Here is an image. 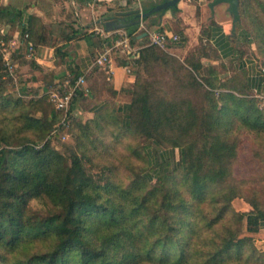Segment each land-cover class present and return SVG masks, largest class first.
<instances>
[{
    "label": "trees",
    "instance_id": "obj_1",
    "mask_svg": "<svg viewBox=\"0 0 264 264\" xmlns=\"http://www.w3.org/2000/svg\"><path fill=\"white\" fill-rule=\"evenodd\" d=\"M155 6L144 10V13ZM249 6L252 4L240 0L239 21L247 16L257 22L255 40L258 43L260 39L261 43L257 46L264 56V9L256 8L253 11L254 6L250 9ZM167 10L177 11L178 4L152 15ZM130 11L125 10L120 17H111L104 26L108 30L124 28L131 36L132 45L141 43L135 52L123 48L114 52L118 64L130 67L136 74L135 87H138L143 66L151 71L168 60L160 47L149 45L146 37L139 38L144 32L139 31L141 21L150 19L147 26L145 24L149 28L156 23V18H151L152 15L142 18L139 12L128 13ZM161 29L167 30L164 27ZM25 33L23 29L21 34ZM175 33L180 34L178 31ZM182 39L185 40L184 35ZM0 69V76H5L7 71L1 53ZM193 71V85L207 89L212 95H215V81L224 82L218 92L223 107L216 116L217 123L225 122L226 126L231 124L236 127V122L240 121L248 128L258 129L259 135L264 134V110L259 109L256 99L245 97L248 95L245 90L251 91V85L244 74L237 73V77L231 76L223 81L218 69L213 65L205 67L202 60ZM79 75L80 72H77L73 76L76 78ZM101 76L106 83L104 73L101 72ZM87 80L91 94L93 85L89 77ZM239 82H243L242 86H235ZM143 87L144 92H137L138 95L126 104L122 119L125 129H129L134 120L139 121L138 127L150 140V144L143 146L147 162L142 168L141 179L151 182L155 177H174L169 173L184 172V181L191 179L187 193L174 183L175 186L166 191L158 206L150 213L147 211L154 196L146 195L143 200L135 197L131 205L122 204L117 201L118 197L113 195V191L130 193L131 189H123L117 182L107 179L105 167L90 164L79 153H72L68 158L53 148L51 137H48L53 123L29 114L21 115L17 120L23 121V129H40L45 141L39 146L25 144L17 150H0V261L6 258L1 256V249L5 248L21 255L13 258L10 264H226L228 257H232L234 264H257L258 261L242 253L247 245L253 244V240L264 238V210L258 207L257 202L247 200L233 190L232 194L222 199L221 207L214 208L215 221L220 222L225 213H236L237 209L247 208L248 227L240 231L229 229V235L221 241V245L215 251H208V239L202 237L201 226L196 219L202 209H196L207 199L213 202H219L217 198L221 200V197H215L218 192L208 193L210 184L217 177L201 168H192L190 145L185 146L176 140L168 145L161 139L167 127L179 126L187 133L199 122L203 125L208 123V116L198 112L190 103H186L189 105L186 110L182 109L183 106L164 100L155 107L152 102V83L146 82ZM86 97L83 92H79L72 100L69 109L72 116L80 104L86 101ZM48 98L46 93L39 101ZM2 99L7 105L14 104L8 98ZM17 104L26 105L22 99ZM61 113L63 111H57L53 121L59 120ZM112 114L118 113L104 109L88 122L106 121ZM88 122L85 124L88 125ZM3 142L9 143L8 138L3 136L0 146ZM160 146L164 151L159 157L157 153L155 155L154 148ZM173 150L179 152L176 166L164 167L163 162ZM151 169L154 170L150 172ZM33 199L47 201L45 203L50 206L46 210H35L31 206ZM214 242L217 244V241ZM32 248L34 250L29 252Z\"/></svg>",
    "mask_w": 264,
    "mask_h": 264
},
{
    "label": "rangeland",
    "instance_id": "obj_2",
    "mask_svg": "<svg viewBox=\"0 0 264 264\" xmlns=\"http://www.w3.org/2000/svg\"><path fill=\"white\" fill-rule=\"evenodd\" d=\"M245 2L246 4H252L251 7L254 6L253 11L256 8L264 9V0H245ZM251 7L249 6V9ZM145 8L144 6L140 11L143 12ZM107 20L110 21V18ZM244 24L247 26L241 30V34H244L245 38L244 43L249 45L252 43L260 44V39L258 43L255 40L258 30L257 22L244 16V20L239 21L237 25L240 27ZM48 31L46 27L39 26L34 34H31L33 38L30 36L29 42L35 47L34 54L41 50L43 44H52L51 46H54L55 51L61 53L60 48L62 46H59V43L61 40H66L68 34L62 33L56 38L51 34L52 38L48 40ZM178 32L183 36L179 30ZM7 36L11 38L13 34L10 32V34L7 33ZM34 37L36 40H34ZM250 47L244 48V52L249 51ZM19 49L23 51V55L19 54L18 56V50H16L15 53L17 54L14 56V59L18 61L16 78H12L6 73L5 76H0V139L5 136L9 140V143L3 142L1 144L0 150L2 148L17 150L25 144L39 146L45 141L42 139L44 133L40 129L34 127L24 130L22 127L23 121L17 120V117L20 118L21 115L29 114L53 123V129L48 135V137H51L53 148L59 150L68 158L72 153H79L85 157V160L90 161V164L105 167L107 179L117 182L123 189H131L132 192L130 193H123L119 190L113 191V195L118 197L117 201L120 203L128 206L134 202L135 197L143 200L146 195L154 196L151 203H149L150 209L147 211V213H150L158 206L159 200H162L166 191L173 186L176 185L185 194L187 193L191 179L185 182L184 176L186 175L184 172L169 173L174 177L167 178L165 175L160 178L155 177L151 182L141 179V175H143L142 168L145 167L147 162L143 146L150 144V140L143 135L142 130L138 127L140 126L139 121L134 120L133 125L129 129H125L122 124L123 115L112 114L109 120L89 123L88 121L92 118H89L87 114L78 109L81 105V107L86 108L89 105L87 101L80 104L76 109V114L73 112L74 118H72V113L63 110L59 120L53 121L57 115V110L50 94L42 92V86L39 83L27 81L23 77L24 73L21 72L20 61L28 62L29 59L34 61L32 60L34 54L32 56L28 55V45L26 43L22 44ZM162 52L168 62H161L151 71L143 66L140 69L141 84L138 87L134 85L133 88L128 89L126 98L129 101L138 95L137 92L143 93V86L146 82H149L152 83L153 88V106L156 107L160 101L164 100L173 105L183 106L182 109L186 110L189 106L186 103H190L198 112L208 116L206 117L208 123L203 125L199 122L187 133L185 130H181L182 128L179 126L175 128L167 127L162 132L161 139L168 145H171L172 140L179 141L185 146L190 145L191 155L189 158L190 164L193 163L192 168L197 170L201 168L205 172L215 174L217 177L215 178L216 181L210 184L208 193L218 192L215 197H221V200L217 198L219 202H213L207 199L196 209H202L196 219L201 226L202 237L208 239L207 250L212 252L221 245V241L227 238L230 232L229 229L240 231L246 230L248 227L245 214L248 211L247 208L237 209L236 213H225L220 222L215 221L216 210L214 208L221 207L222 199L232 194L233 190L245 199L257 202L258 207L264 210V134L259 135L257 133L258 129L248 128L240 121L236 122V127H232L231 124L226 126L225 122L223 124L217 123L216 116L219 115V110L223 107L218 92L221 91L224 82L221 80L215 81V95L209 93L205 88L193 85L191 73H194L193 69L202 60V57L215 56L208 41L199 39V41L189 44L185 38V40L182 39L178 43L171 44L167 50L162 49ZM20 55L24 58L21 59ZM228 69L227 65H222V71ZM1 73L2 69H0ZM235 75L233 74V76ZM242 84L243 82H239L238 85L232 83L237 87L242 86ZM245 92L248 94L245 97L256 99L259 109L264 110V95L252 90H245ZM46 93L49 98L40 102L39 99H42ZM2 98H8L14 104L7 105ZM21 99L26 103V105H23L24 107L17 104V101L19 102ZM31 101H34L32 102L34 104L30 103ZM225 116H227V113ZM87 122L88 125L85 124ZM48 137H46V140ZM162 151L164 149L161 146L154 148L155 155L157 153L159 157L162 155ZM168 156L163 165L164 167L174 168L179 160V152L173 150L171 155ZM154 169H151L150 172ZM174 183L176 184L173 185ZM153 190L156 193L152 194ZM45 202L47 201L33 199L31 206L35 210H46L50 205ZM214 241H217V244ZM252 243V245L249 244L243 249L242 254L258 261L257 264H264V238L255 239ZM33 250L34 248L29 252ZM1 256L6 258H3L0 264H10L13 258L21 255L3 248L1 249ZM226 264H234L232 257L226 259Z\"/></svg>",
    "mask_w": 264,
    "mask_h": 264
},
{
    "label": "crops",
    "instance_id": "obj_3",
    "mask_svg": "<svg viewBox=\"0 0 264 264\" xmlns=\"http://www.w3.org/2000/svg\"><path fill=\"white\" fill-rule=\"evenodd\" d=\"M162 1L0 0V29L9 34L11 32L13 36L21 34L24 29L32 37L36 29L42 26L49 30L48 40L52 38L51 34L56 38L62 33H67V39L59 43V46H62L61 53L55 51L52 44H43L41 50L34 54V61H20L21 72L25 74L23 77L32 83H39L42 92H48L55 82L65 79L68 75H75L77 72L86 74L93 85V93L86 97L89 105L86 108L80 107L79 111L87 114L89 118L104 109L124 115L128 103L126 92L134 87L136 74L133 70L128 71L119 65L116 59L112 73H107L101 67L97 69L98 66L94 65V59L103 50L104 43L114 37L110 32L116 30H108L104 23L113 16H122L125 9L141 10L145 6L146 10ZM212 1L180 0L177 11L167 10L162 14L152 15L151 18H156L153 26H145L150 19L142 20L144 28L140 26L139 31L144 32L139 38H147L144 35L146 28L164 27L171 32L179 30L189 44L199 39L206 40L215 56L202 57L205 67H216L223 81L233 74H244L251 90L264 95V56L259 52L257 44L244 43L245 38L241 30L246 27H239L238 22H234L229 4L220 3L212 8ZM91 33L93 35L90 36ZM71 37L72 39L68 40ZM139 44L141 43L136 42L133 46L139 47ZM249 46V51L244 52V48ZM22 52L18 49V56ZM223 64L229 69L222 71ZM101 72L105 75L106 83Z\"/></svg>",
    "mask_w": 264,
    "mask_h": 264
},
{
    "label": "built area",
    "instance_id": "obj_4",
    "mask_svg": "<svg viewBox=\"0 0 264 264\" xmlns=\"http://www.w3.org/2000/svg\"><path fill=\"white\" fill-rule=\"evenodd\" d=\"M141 26L143 27L142 24ZM145 31L147 33L148 44L158 46L164 50H167L171 44L181 41L180 34L162 30L160 27L146 28ZM110 35L114 36L113 39L104 43L103 50L94 59V65L101 67L107 73L113 72V65L115 63L114 52L117 49L123 48L133 52L139 49V47L132 45L131 36L125 29L118 28L113 33L110 32ZM29 39L30 34L27 32L24 35L19 33L9 38L7 33L0 29V53L2 54L7 74L12 78H16L18 66L17 61L14 59L16 50L26 43L28 45V55L32 56L34 54L35 47L29 42ZM128 71H131L130 67H128ZM79 92H83L86 96L90 94L86 74H80L76 78L73 75H68L64 80L55 82L48 91L56 110H64L66 112L69 111L72 100L78 96Z\"/></svg>",
    "mask_w": 264,
    "mask_h": 264
},
{
    "label": "water",
    "instance_id": "obj_5",
    "mask_svg": "<svg viewBox=\"0 0 264 264\" xmlns=\"http://www.w3.org/2000/svg\"><path fill=\"white\" fill-rule=\"evenodd\" d=\"M180 0H167L164 3H161L154 8H152L150 11L144 13L141 12L140 10H132L128 13H140L142 18H145L147 16L152 15L153 13L161 10V9H168L169 7H172L174 5H177ZM220 3H228L229 4V10L230 12L234 15V22L237 23L240 20V11H239V5H240V0H213L210 6L213 8L215 5H218ZM146 36L147 33H144Z\"/></svg>",
    "mask_w": 264,
    "mask_h": 264
},
{
    "label": "bare ground",
    "instance_id": "obj_6",
    "mask_svg": "<svg viewBox=\"0 0 264 264\" xmlns=\"http://www.w3.org/2000/svg\"><path fill=\"white\" fill-rule=\"evenodd\" d=\"M231 24V23H230Z\"/></svg>",
    "mask_w": 264,
    "mask_h": 264
}]
</instances>
